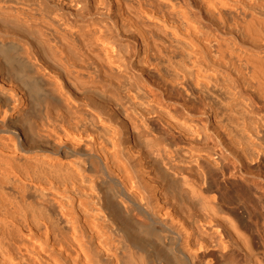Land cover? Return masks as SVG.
I'll return each instance as SVG.
<instances>
[{
    "label": "bare ground",
    "instance_id": "bare-ground-1",
    "mask_svg": "<svg viewBox=\"0 0 264 264\" xmlns=\"http://www.w3.org/2000/svg\"><path fill=\"white\" fill-rule=\"evenodd\" d=\"M0 264H264V0H0Z\"/></svg>",
    "mask_w": 264,
    "mask_h": 264
}]
</instances>
